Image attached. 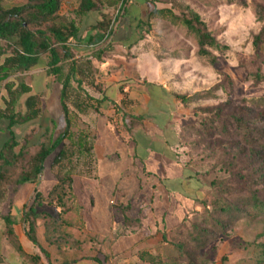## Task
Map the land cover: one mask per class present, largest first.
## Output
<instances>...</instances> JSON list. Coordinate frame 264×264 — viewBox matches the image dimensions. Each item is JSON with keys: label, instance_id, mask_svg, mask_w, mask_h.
<instances>
[{"label": "rangeland", "instance_id": "rangeland-1", "mask_svg": "<svg viewBox=\"0 0 264 264\" xmlns=\"http://www.w3.org/2000/svg\"><path fill=\"white\" fill-rule=\"evenodd\" d=\"M25 1L0 0V4L10 7ZM97 1L95 10L79 16V0H62L60 14L77 26L79 39H70L67 43L72 56L59 63L57 76L47 68L48 54L41 53L36 65L27 70H11L1 82L0 147L10 137L8 117L13 116L16 124L12 130L19 143L16 150L25 148L24 156L10 172V180L28 168L30 158L41 144H49L64 131L60 82L73 66L76 74L66 90L70 134L47 157L36 182L35 189L47 196L43 208L57 207V195L52 189L58 176L73 177V190L84 205H88V192L95 193L98 189L109 194L108 198L121 193L124 203L143 206L144 194L152 191L145 182L157 183L153 211H146L148 232H163L164 228L182 221L187 213V222L194 221L200 229L211 231V215L220 203L231 200L243 203L254 191L264 199V151L259 157L243 147V143L234 147V139L219 135L207 139L196 133L205 108L230 102L232 108L264 111V44L258 55L252 45L253 36L262 26L256 20L255 6L264 4V0H177L176 12L183 6L195 10L227 47L222 52H214L213 63L197 54L191 33L167 21L147 19V12L153 7L150 0ZM139 19L146 23L139 25ZM98 22L103 25L94 27ZM11 53L10 45L0 41V62ZM147 80L153 86H167L170 96L177 101L181 95L187 96V101L178 105L180 115L175 122L173 103L156 99L161 92L159 88L147 89L142 98L148 100L149 96L152 103L147 108L150 113L146 121H138V129L131 139L120 142L117 130L125 131L132 125L126 115L134 102L130 92ZM21 83L30 92L23 93ZM30 95L35 96L34 108H38V115L24 121L28 112L26 99ZM95 115L100 116L98 138L93 141L97 176H92L88 150ZM250 116L252 120L255 113ZM168 121L171 125L165 130ZM175 125L180 130L179 154L190 172L167 160L169 150L170 155L176 151L177 140L172 131ZM143 130L148 136L143 135ZM60 148L64 155L54 162ZM85 172L92 177L79 178ZM189 175L191 179L186 181ZM17 188L9 185L0 212L16 207ZM69 199L67 190L65 201ZM155 220L157 223L153 225ZM88 221L87 225H91V220ZM227 221L230 226L225 233L214 240L205 234L203 246L199 240L200 247L194 249L197 260L206 264H264V213L246 210L233 214ZM166 236L170 255L174 251L170 245L176 238L169 233ZM179 240L188 239L182 236Z\"/></svg>", "mask_w": 264, "mask_h": 264}, {"label": "trees", "instance_id": "trees-1", "mask_svg": "<svg viewBox=\"0 0 264 264\" xmlns=\"http://www.w3.org/2000/svg\"><path fill=\"white\" fill-rule=\"evenodd\" d=\"M150 3L153 7L147 12L146 18L167 21L171 26H179L186 32L191 33L195 38L197 54L199 56L209 58L213 63L215 59L214 52H222L227 48L208 29L206 22L201 16L189 6H183L176 12L175 10L179 5L177 0H150ZM157 3L163 4V6H154ZM61 4L62 0H26L23 4L12 5L10 7H4L0 4V41H5L12 48V53L0 65V82L8 77L11 70H27L36 65L38 63V55L41 53H47L49 56L47 68L50 74L53 76L59 74V63L63 59H68L72 56L67 43L70 39H79L77 26L60 14ZM243 4L244 2L242 1ZM97 6V0H79L77 14L79 16L84 15L89 11L95 10ZM255 17L262 24L259 32L252 39V45L256 55H258L261 45L264 44V4H257L255 6ZM138 23L140 25L146 22L139 19ZM101 25H103L102 22H98L93 26L101 27ZM103 37L102 34L99 35V38L102 39ZM75 74L76 68L72 66L69 74L60 82L61 107L66 121L64 131L49 144H41L30 158L28 168L22 171L14 180H10V172L24 156L25 148L21 146L18 151L16 150L19 147V143L12 130V127L16 124V120L13 116L8 117L10 137L0 147V204L6 199L9 185L35 184L43 171V164L47 157L69 136L71 122L66 104V90L69 87L70 79L75 77ZM20 87L23 93L30 92L28 86L21 83ZM178 97L182 103L187 101V96L181 95ZM26 105L28 112L25 120H23L28 121L37 117L38 108H34L35 96L30 95L26 99ZM256 107L258 108V105ZM253 111L255 110L232 108L230 107V102L205 108L203 110L204 116L196 126V133L197 135H204L207 139L213 137V135L223 136L230 140L234 139L236 140L233 145L234 147H240L241 143H243V147H248L249 152L261 157L264 151V111ZM254 113V117H257H252L251 120L250 115ZM82 142L84 143V140L81 139L80 143L82 144ZM90 150L91 146L88 151L90 152ZM63 155L64 151L60 148L54 162H58ZM72 181V176H58L56 184L53 186L52 192H55L57 195L56 203L61 214L57 220H54L47 213L46 208H43L47 196L44 197L37 189H34V194L29 204L25 203L23 205L24 209H26L22 217L27 225L26 236L34 244H38L35 235L37 219H44L45 225H62L59 221L62 214L69 209L65 198L67 190L68 193L71 192ZM210 184L211 186L213 185V180H211ZM246 210H252L257 214L264 213V199L254 191L243 203H240L239 200L220 203L211 215L210 223L213 228L211 231L205 230V228L200 229L194 224V221L187 222V217H184L181 223L163 234L168 246L166 234L169 233L176 238V240L172 241V245H170L174 251L168 255L167 247L165 257L171 260L170 264H206L199 262L194 254V249L197 250L200 247L198 246L199 240L202 241L203 246L206 243L205 234L209 235V240H214L219 234L225 233L230 226V222L227 219L231 218L233 214L239 215L241 212H246ZM220 216L222 217L221 220ZM0 217L5 224L6 237L18 250H21L13 230L15 218L10 213L5 216L0 214ZM182 236L188 240H179ZM41 251L47 256L44 249L41 248ZM138 256L147 263L162 264V261L159 260V255L147 251H139Z\"/></svg>", "mask_w": 264, "mask_h": 264}, {"label": "crops", "instance_id": "crops-1", "mask_svg": "<svg viewBox=\"0 0 264 264\" xmlns=\"http://www.w3.org/2000/svg\"><path fill=\"white\" fill-rule=\"evenodd\" d=\"M6 57L5 55L0 65ZM110 85L107 84V87L111 88ZM153 88H159L161 91L156 97L157 100L161 103H173L176 110L174 121L177 122V117L180 115L178 105L181 106L182 102L170 96L167 86H153L152 82L147 80L146 84L139 85V89H133L130 92V99L134 102L129 106L130 113L126 115L132 125H129L125 131L117 130V138L120 142L131 139L132 133L138 129V121H146L145 117L150 113L147 108L151 105L152 99L148 96V100H144L142 96L144 93L146 94L147 89L153 91ZM100 115L93 117L94 125L90 144L92 176H97L93 141L98 138L97 121ZM109 124L113 126L110 121ZM170 125L171 123L168 121L165 130ZM172 131L177 140L176 151L173 155H170L171 151L169 150L167 160L174 161L182 170L187 169L179 154V127L175 125V129ZM143 135L148 136L144 130ZM86 176H90V174L85 172L79 178L84 179ZM189 179H191L190 175L186 178V181ZM73 184L74 181L71 184L70 199L66 202L69 209L62 214L59 221L62 225H45L44 219H37L35 235L38 244H34L26 236L27 225L22 219L23 214L26 212L23 205L31 201L36 183H25L18 186L16 207L13 210L8 209L6 212H0V214L5 216L10 213L15 218L13 230L21 250H18L6 237L5 224L0 217V264H151L140 259L138 256L139 251L159 255L162 264L171 263V260L165 257L168 245L163 234L182 221L173 227L164 228L163 232L160 230L148 232L146 230L148 227L145 224L148 216L146 211H153L154 200L157 195L154 192V187L157 183L153 181L145 182V185L151 187L152 191L149 194H144V197L142 196V200L146 202L143 206L133 202L124 203L122 201L124 195L121 193L118 197L111 196V198H108L109 194L101 193L98 189L95 193L88 192V205H84L81 197L75 194ZM46 211L54 220H57L61 215L58 207L55 209L46 208ZM187 214L183 216V219L188 217ZM88 220H91V225H87ZM155 223H157L156 220L153 225ZM41 248L46 251L47 256L42 253Z\"/></svg>", "mask_w": 264, "mask_h": 264}]
</instances>
